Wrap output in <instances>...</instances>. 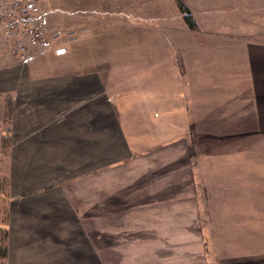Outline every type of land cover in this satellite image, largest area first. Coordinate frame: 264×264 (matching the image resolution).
Here are the masks:
<instances>
[{
    "label": "crops",
    "instance_id": "1",
    "mask_svg": "<svg viewBox=\"0 0 264 264\" xmlns=\"http://www.w3.org/2000/svg\"><path fill=\"white\" fill-rule=\"evenodd\" d=\"M45 2L40 0L43 9ZM49 2L68 12L114 18L131 10L123 0ZM134 5L137 11L139 0ZM145 8L152 13L154 1ZM93 17L79 13L74 19ZM208 28L206 35L138 38V59L146 57V64L126 70L147 83L131 88L129 99L106 79L124 70L33 68L47 47L40 51L32 44L26 62L7 58L0 92L19 95L13 119L2 118L4 100L0 107V122L11 120L5 129L10 144L0 155L10 169V193L19 196L7 205L9 256L19 235L31 236L27 245H54L68 227L61 241L77 248L62 260H48L52 249L42 252L39 246L42 258L35 264H264V193L246 195V171L259 173L249 186L264 192L263 143L253 167L246 165L244 149H213L219 163L209 167L211 178L200 187L187 137L193 128L233 138L219 137L217 128L206 125L226 119L229 132L228 119H242L238 135L248 129L264 139V37L213 34L225 30L219 23ZM89 50H83L87 58L101 51ZM14 64L17 70L9 71ZM15 215L28 224H17ZM255 227L260 253L240 243Z\"/></svg>",
    "mask_w": 264,
    "mask_h": 264
},
{
    "label": "rangeland",
    "instance_id": "2",
    "mask_svg": "<svg viewBox=\"0 0 264 264\" xmlns=\"http://www.w3.org/2000/svg\"><path fill=\"white\" fill-rule=\"evenodd\" d=\"M6 1L7 0H0V4H5ZM44 1H46L45 3H47V6L46 8L44 7V9L41 7L45 13L42 20V30L47 39V49L45 48L47 52L41 60L36 62L37 64L35 66L33 65V68L40 67L42 69L72 71L82 70V68L86 66V68L92 67L104 71L112 70V72H114L115 69L120 71L124 70V74L118 72V76L110 77L107 75L106 79L107 83L110 84L111 90L116 89L119 95L127 99H129L132 94L131 88L144 86L147 83L146 77H138L131 74L132 72L128 73L129 69L146 64V57L138 59L140 54L139 48L141 47L136 45L138 38H145L151 33L156 39L158 37L174 38V36L180 35H185L187 37L196 34L206 35L208 32H205L203 28L210 31L211 28H208L209 23H219V25L225 26V30L221 29L219 32H215L218 28H216V30L214 29L213 34H221L222 31H225L227 35L242 36L244 32H246L247 37H264V0H183L189 10L190 16L195 21L196 27L193 29L185 22L184 15H186V12H182L179 9L176 0H153L155 8L152 13L146 12L145 3L147 0H139L137 11L134 5L135 0H123V3L129 1V3L123 7L130 8L131 10H124L123 15H117L115 18L111 17L113 14L108 13L107 15L105 12H102V14L95 11H88L86 13L79 12L82 15L92 14V16H96L93 17L96 19L92 22L77 21V19H74V16L79 13L68 12L65 8L62 9L63 7L57 9V6L54 7L49 0ZM149 2H151V0H149ZM100 16H103L105 19L101 20ZM119 17H122L121 21H119ZM116 18L117 22H115ZM245 24L246 31H244ZM152 25H154L153 29ZM0 47V76L5 77L6 75L4 73H8L6 70L8 68L6 66L8 63L7 58H13L14 56L8 55L5 45H1ZM92 48H96L97 51L101 49V51H98V54H93V56L96 57L93 58L92 56L91 58H87L89 57L87 54L90 53L89 49ZM83 50L88 53H84ZM40 51H44V49H40ZM28 55L29 52L27 50L26 58L24 60L18 59L26 62ZM10 67L14 68L8 70H13L14 72L17 70L16 68H18L15 64ZM12 82L17 86V79ZM16 93V90L15 92H0V107H2L4 100L3 119H13V116L18 113L16 112L15 114L19 98V95ZM123 110L129 111L130 108ZM228 120L232 123L229 126L232 130L229 132H225V126L228 122L226 119H215L214 124H208L206 126L217 128L218 133L216 135H219V137L234 135L233 138L230 136L224 137V139H218L217 137L212 138L205 133H198L196 130H193V128L189 129L191 125L188 126L189 133L187 137L191 146L193 168L198 186L200 187L205 184V181L207 182L211 178L212 173L209 167L212 164L219 163L217 156L210 154L213 149H222L223 146H229V148L233 149L235 152L239 151V149H244L246 165H250V167L258 165L260 149L262 148L261 145L262 143L264 145V139H260L261 133L248 131V129H246L245 135H238V131L241 130L243 126L241 123L242 119ZM144 121L146 120L142 119L140 124L143 125ZM7 123L10 125L11 120H6L4 123L0 122V138L5 133L2 140L0 139V149L2 147L6 149L10 144L5 130L7 128ZM135 123L139 124L138 120L135 121ZM246 127H248V125L245 124V128ZM234 159V163H239L241 158L238 159L234 157ZM251 170L253 169L251 168ZM9 174L10 169L7 166L6 157L0 155V246L2 251L5 252V255H0V264H19V262L21 264H35L41 257L39 255V246H41L42 252L45 248L48 250L52 249V252L47 253L44 259L50 260L57 258L58 260H62L67 253L77 248V245L74 244L73 241H61V239L64 238L62 235L65 236L68 227H64V230L59 236L60 238H58L59 242L54 245H49V242L46 243L47 245L38 242H36V244L30 243L27 245L24 240H31V236L27 234H25L26 236L19 235L18 237L21 238V241L16 242L18 248L11 251L9 256L8 248L11 240L9 234L11 232L12 223L10 221L7 205L12 198L19 200L18 195L14 196L13 193H10ZM248 176H251V178L248 179ZM254 176H259V173L246 171L247 196H260L264 193L259 187L258 189H254L249 186L251 180H253L252 183H256L258 180V178L254 180ZM203 190L202 188L198 190L200 199L205 197V187ZM15 221L17 224H19V222L22 225L28 224L27 220H22L18 215H15ZM255 229L247 231V235L243 234L240 237L242 246L247 245V247H250L251 251H253L252 253L259 252L257 250L258 245H254V240L257 239V230H260V228L255 227ZM11 243H15L13 239ZM253 246L255 248H253ZM11 249H13V245ZM11 257L12 260L14 258L16 260L12 261ZM24 260L26 262H24ZM63 263L66 264L68 262H64L63 260Z\"/></svg>",
    "mask_w": 264,
    "mask_h": 264
},
{
    "label": "built area",
    "instance_id": "3",
    "mask_svg": "<svg viewBox=\"0 0 264 264\" xmlns=\"http://www.w3.org/2000/svg\"><path fill=\"white\" fill-rule=\"evenodd\" d=\"M44 15L39 0H7L0 4V46L5 45L8 55L22 60L27 56L28 44L45 49Z\"/></svg>",
    "mask_w": 264,
    "mask_h": 264
},
{
    "label": "trees",
    "instance_id": "4",
    "mask_svg": "<svg viewBox=\"0 0 264 264\" xmlns=\"http://www.w3.org/2000/svg\"><path fill=\"white\" fill-rule=\"evenodd\" d=\"M176 3H177L179 9L182 12H186V15H184V20L188 24V26L190 28H192V29L195 28L196 27L195 21L190 16L189 10L187 9V7H186L185 3L183 2V0H176ZM0 255H2V256L5 255V252L2 251L1 246H0Z\"/></svg>",
    "mask_w": 264,
    "mask_h": 264
}]
</instances>
